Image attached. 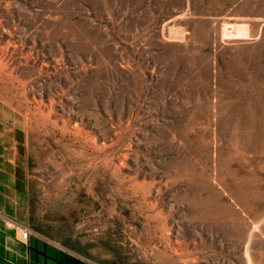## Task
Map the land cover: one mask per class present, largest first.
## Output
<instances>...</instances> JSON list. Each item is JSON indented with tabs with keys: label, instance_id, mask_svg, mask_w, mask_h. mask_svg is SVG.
Here are the masks:
<instances>
[{
	"label": "rangeland",
	"instance_id": "1",
	"mask_svg": "<svg viewBox=\"0 0 264 264\" xmlns=\"http://www.w3.org/2000/svg\"><path fill=\"white\" fill-rule=\"evenodd\" d=\"M0 99L38 232L98 264H264V0H0Z\"/></svg>",
	"mask_w": 264,
	"mask_h": 264
},
{
	"label": "crops",
	"instance_id": "2",
	"mask_svg": "<svg viewBox=\"0 0 264 264\" xmlns=\"http://www.w3.org/2000/svg\"><path fill=\"white\" fill-rule=\"evenodd\" d=\"M27 164L24 123L0 99V264H98L33 228Z\"/></svg>",
	"mask_w": 264,
	"mask_h": 264
},
{
	"label": "built area",
	"instance_id": "3",
	"mask_svg": "<svg viewBox=\"0 0 264 264\" xmlns=\"http://www.w3.org/2000/svg\"><path fill=\"white\" fill-rule=\"evenodd\" d=\"M30 233H31V229L28 227H24L21 233L22 239H27Z\"/></svg>",
	"mask_w": 264,
	"mask_h": 264
}]
</instances>
